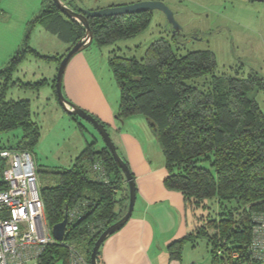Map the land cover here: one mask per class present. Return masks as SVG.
Instances as JSON below:
<instances>
[{"label":"trees","instance_id":"16d2710c","mask_svg":"<svg viewBox=\"0 0 264 264\" xmlns=\"http://www.w3.org/2000/svg\"><path fill=\"white\" fill-rule=\"evenodd\" d=\"M66 1L75 6L72 0ZM43 4L34 21H45L70 44L65 53L46 56L59 64L84 35L85 27L62 13L53 0H44ZM152 13L148 9L89 16L94 32L92 44L101 47L135 36L149 26ZM177 34L173 35L174 41ZM163 39L152 43L141 59L115 54L110 66L120 89L117 118L142 114L148 119L169 171L165 184L183 193L195 220L187 236L168 246L170 257L181 258L186 242L196 245L197 238L204 237L212 264H259L261 261L253 257L252 243L259 218L264 219V111L254 92L264 89V77L254 71L248 76L219 73L210 50L180 54ZM27 50H19L0 69V75L6 76L0 93V150L18 148L31 152L40 138L30 100L5 97L11 76L26 58ZM47 81L45 78L40 82ZM40 82L20 85L35 88ZM55 84L56 77L52 85L57 95ZM17 128L21 133L16 144L1 142L3 132ZM95 138L70 167L54 171L53 183L41 186L50 226L61 222L79 201H89L83 217L66 234L68 242L80 243L89 259L100 234L126 211V205L116 210L117 193L123 181L127 184L126 177L109 147L104 144L97 148ZM95 164L105 167L104 179L99 177ZM3 167L0 159V179ZM236 251L240 255L237 259L232 256ZM67 256L65 245L53 244L48 246L40 264H56L58 260L68 264ZM99 257L100 249L98 262L102 264Z\"/></svg>","mask_w":264,"mask_h":264},{"label":"rangeland","instance_id":"374dc122","mask_svg":"<svg viewBox=\"0 0 264 264\" xmlns=\"http://www.w3.org/2000/svg\"><path fill=\"white\" fill-rule=\"evenodd\" d=\"M140 1L146 0H72V3L79 8L96 10ZM158 1L171 8L181 26L176 41L173 39V24L165 12L154 9L149 26L135 36L120 38L101 47L93 43L82 51L111 100L120 98V89L110 66V58L117 54L141 59L145 57L148 47L162 38L180 54L190 50H210L215 55L219 73L248 76L254 71L264 77V1ZM41 2L0 0V69L6 67L19 50L28 49L26 58L11 76L5 97L31 102L32 117L40 128L38 144L31 153L37 168L38 183L45 186L55 181L54 171L70 167L76 156L95 137L97 148H101L105 142L89 121L72 116L58 101L52 85L58 62L46 59V56L63 53L65 50L61 47L65 43L61 33L46 26L45 21L33 20L28 23L33 16L31 9L38 10ZM5 78L4 74L0 75V93ZM45 78L47 82H40ZM21 82L40 84L31 88L20 85ZM254 96L264 111V89L255 91ZM20 133L19 128L5 131L1 134V142L14 145ZM111 135L119 144L113 131ZM181 258L189 263L212 264L207 239L197 238L196 245L187 243ZM56 264H63V260H58Z\"/></svg>","mask_w":264,"mask_h":264},{"label":"crops","instance_id":"0c3cea01","mask_svg":"<svg viewBox=\"0 0 264 264\" xmlns=\"http://www.w3.org/2000/svg\"><path fill=\"white\" fill-rule=\"evenodd\" d=\"M43 1L38 10L31 9L33 16L28 23L43 10ZM62 41L65 45L61 48L65 53L70 44ZM63 91L70 100L107 123L110 134L113 131L118 138L119 144L111 135L137 183L133 214L120 230L102 244L101 263L190 264L182 258H171L169 254L168 246L187 236L193 230L195 220L188 210L183 193L165 184L169 171L148 119L142 114L130 115L123 120L117 118L119 99H110L84 52L77 53L69 62L63 79ZM127 184L123 181L121 190H118V211L126 204L127 210ZM187 243L191 242H186L184 247Z\"/></svg>","mask_w":264,"mask_h":264},{"label":"built area","instance_id":"2783aa9c","mask_svg":"<svg viewBox=\"0 0 264 264\" xmlns=\"http://www.w3.org/2000/svg\"><path fill=\"white\" fill-rule=\"evenodd\" d=\"M0 159L4 163L0 179V264H40L48 246L53 244L66 246L68 264H91L79 242L66 240L67 231L83 217L89 201H79L68 212L65 237L57 240L47 219L32 153L25 149L6 148L0 150ZM95 170L99 177L105 178L102 164H95ZM259 220L254 229L252 247L255 251L253 257L263 264L264 219ZM101 228L99 226V230ZM232 256L237 259L240 255L236 251Z\"/></svg>","mask_w":264,"mask_h":264},{"label":"water","instance_id":"95a60500","mask_svg":"<svg viewBox=\"0 0 264 264\" xmlns=\"http://www.w3.org/2000/svg\"><path fill=\"white\" fill-rule=\"evenodd\" d=\"M56 6L61 10L69 18H73L83 24L85 27L84 35L73 44V46L67 51L65 56L61 59L57 75H56V90L58 95V100L60 104L64 107V109L72 114L76 115L80 118H83L89 121L96 130L100 133L101 137L103 138L105 144L111 150L115 161L118 167L121 168L123 171L126 180L128 182L129 188V204L127 207L126 212L115 222L110 224L99 236L95 245L92 249L90 254V261L91 264H99L98 262V252L101 248L102 244L115 232L120 230L130 219L133 214L136 199H137V183L135 180V176L123 155H121L119 148L115 141L113 140L110 131L108 130L107 126L103 122H101L95 115L91 112L86 110L85 108L79 106L74 101L70 100L63 91V79L65 75L66 68L71 61V59L79 52L84 51L88 48L93 40H94V32L92 27L89 23V16H105V15H118V14H126V13H133L138 11L144 10H154L160 9L165 12L169 21L173 24V33L177 34L181 31V26L175 19L174 13L171 8L164 3L163 1L158 0H146L140 1L130 4L124 5H116V6H109L101 9H84V8H75L71 6L66 0H53ZM255 1H264V0H255ZM68 223V212L65 214V218L53 225L52 230L55 238L57 240H63L65 237V231Z\"/></svg>","mask_w":264,"mask_h":264}]
</instances>
